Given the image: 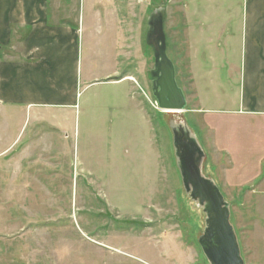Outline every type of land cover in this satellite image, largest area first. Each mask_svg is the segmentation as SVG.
<instances>
[{"label":"rangeland","instance_id":"rangeland-1","mask_svg":"<svg viewBox=\"0 0 264 264\" xmlns=\"http://www.w3.org/2000/svg\"><path fill=\"white\" fill-rule=\"evenodd\" d=\"M72 1L83 3L86 21L92 17L87 3L97 0ZM105 1L114 8L110 3L121 0ZM122 1V67L138 83L146 121L133 102L118 106L95 88L78 99L85 123L74 112L62 122L57 110L38 118L35 110L0 104V264H211L203 246L211 215L184 184L183 138L204 151L202 175L225 198L244 264H264V129L249 131L243 149L225 153L224 131L217 128L225 120L194 112L184 0ZM159 9L166 13L168 57L188 96L180 114L159 110L152 94L154 57L146 34ZM97 12L104 16V5ZM107 46L106 52L81 51L80 83L86 68L98 73L99 63L111 59L113 45ZM216 141L221 144L213 149ZM216 157L239 175L232 196L212 167Z\"/></svg>","mask_w":264,"mask_h":264},{"label":"crops","instance_id":"crops-1","mask_svg":"<svg viewBox=\"0 0 264 264\" xmlns=\"http://www.w3.org/2000/svg\"><path fill=\"white\" fill-rule=\"evenodd\" d=\"M105 3L88 2L92 17L86 21L81 1L0 0V104L35 110L38 118L43 110H57L61 116L56 118L62 122L72 120L74 112L80 123L78 99L95 88V95L104 90L118 106L133 102L146 121L145 102L137 98L138 83L122 67L127 66L124 1L110 3L114 8ZM184 3L193 97L198 105L194 112L225 120L217 126L224 131L222 144L216 141L212 148L221 144L229 155L227 149L244 148L249 131L256 135L264 129V0ZM102 5L104 16L97 12ZM108 42L113 45L111 59L99 63L98 73L94 67L86 68L80 83L81 51L94 46L95 51L104 47L106 52ZM215 162L212 167L218 170L227 195H234L232 179L238 173L229 174L232 168L224 157H216Z\"/></svg>","mask_w":264,"mask_h":264},{"label":"water","instance_id":"water-1","mask_svg":"<svg viewBox=\"0 0 264 264\" xmlns=\"http://www.w3.org/2000/svg\"><path fill=\"white\" fill-rule=\"evenodd\" d=\"M165 21V10L159 9L150 15L147 22L146 44L154 57L152 94L161 111L180 114L186 111L188 103L177 84L175 65L168 57ZM182 142L187 146L183 148L181 162L184 184L188 189L192 187L193 197L208 204L206 209L211 215L203 245L208 260L211 264H244L225 198L213 181L202 175L204 151L186 143L184 138Z\"/></svg>","mask_w":264,"mask_h":264},{"label":"flooded vegetation","instance_id":"flooded-vegetation-1","mask_svg":"<svg viewBox=\"0 0 264 264\" xmlns=\"http://www.w3.org/2000/svg\"><path fill=\"white\" fill-rule=\"evenodd\" d=\"M152 83H153V80H152ZM151 88H152V84H151Z\"/></svg>","mask_w":264,"mask_h":264},{"label":"bare ground","instance_id":"bare-ground-1","mask_svg":"<svg viewBox=\"0 0 264 264\" xmlns=\"http://www.w3.org/2000/svg\"><path fill=\"white\" fill-rule=\"evenodd\" d=\"M164 112V111H163Z\"/></svg>","mask_w":264,"mask_h":264},{"label":"built area","instance_id":"built-area-1","mask_svg":"<svg viewBox=\"0 0 264 264\" xmlns=\"http://www.w3.org/2000/svg\"><path fill=\"white\" fill-rule=\"evenodd\" d=\"M158 106V105H157Z\"/></svg>","mask_w":264,"mask_h":264}]
</instances>
